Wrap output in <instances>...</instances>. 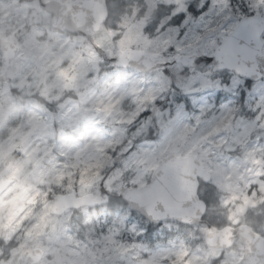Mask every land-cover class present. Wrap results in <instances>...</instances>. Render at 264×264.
<instances>
[{"label":"snow or ice","instance_id":"obj_1","mask_svg":"<svg viewBox=\"0 0 264 264\" xmlns=\"http://www.w3.org/2000/svg\"><path fill=\"white\" fill-rule=\"evenodd\" d=\"M0 264H264V0H0Z\"/></svg>","mask_w":264,"mask_h":264}]
</instances>
